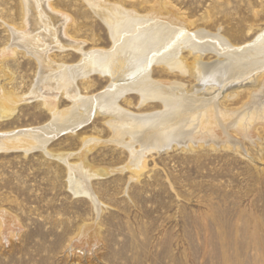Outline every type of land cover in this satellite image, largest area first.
I'll list each match as a JSON object with an SVG mask.
<instances>
[{"label":"rangeland","instance_id":"rangeland-1","mask_svg":"<svg viewBox=\"0 0 264 264\" xmlns=\"http://www.w3.org/2000/svg\"><path fill=\"white\" fill-rule=\"evenodd\" d=\"M102 17L114 20V31ZM179 30L199 35L207 47L194 54L180 43L181 70L152 62L146 86L125 85L136 79L128 81L115 67L110 77L92 70L74 78L77 95L91 98L124 85L117 104L136 116L209 102L228 113L264 88V70L259 81L256 72L214 87L201 83L195 70L196 64L234 70L237 60H264V0H0V135L41 132L63 124L72 109L83 113L73 102L75 91L58 77L65 66L87 70L85 52L107 55L121 37L138 41ZM40 54L56 67L52 77L43 75L37 91ZM262 95L264 101V89ZM48 102L60 118L54 119ZM94 109L66 133H45V144L19 134L18 140L0 136V264H264L262 122L243 137L234 118L224 122L215 114V135L195 138L183 122L184 141L147 151L136 167L130 151L141 144L122 127L116 132L113 116ZM161 120L153 121L150 132L163 128Z\"/></svg>","mask_w":264,"mask_h":264},{"label":"bare ground","instance_id":"bare-ground-1","mask_svg":"<svg viewBox=\"0 0 264 264\" xmlns=\"http://www.w3.org/2000/svg\"><path fill=\"white\" fill-rule=\"evenodd\" d=\"M93 3V2H92ZM94 3H98V2H94ZM93 5V4H92ZM101 4H99L98 6H100ZM95 7V6H94ZM100 8V7H98ZM118 8V7H117ZM102 10L104 8H101ZM95 10H97L95 8ZM111 10V9H109ZM115 10V9H114ZM120 11V9H118ZM125 12V11H124ZM112 13V11H111ZM103 14V13H102ZM116 14V13H115ZM121 14V12H120ZM100 15V14H99ZM105 15V14H103ZM110 15V14H109ZM161 15V14H160ZM108 16V15H107ZM113 16V15H112ZM116 16H119L116 15ZM115 16V19H116ZM110 17V16H109ZM109 17H102L104 19V21L110 25V27H112L113 31H114V20L112 18L108 19ZM114 17V16H113ZM40 18V17H39ZM120 18V17H119ZM124 18V17H123ZM133 18V17H132ZM127 19V18H126ZM125 19V20H126ZM130 19V18H129ZM128 19V20H129ZM41 20V19H40ZM43 20V19H42ZM41 20V21H42ZM45 20V19H44ZM43 20V21H44ZM116 20H119L118 18ZM122 20V19H121ZM135 20V19H134ZM123 21V20H122ZM131 20H129L130 22ZM119 22V21H118ZM115 22V23H118ZM126 22V21H125ZM128 22V21H127ZM126 22V23H127ZM182 22V21H181ZM131 23V22H130ZM128 23V24H130ZM133 23V22H132ZM131 23V25H132ZM123 24V23H122ZM127 24V25H128ZM44 25V24H43ZM46 25V24H45ZM126 25V24H125ZM170 25V24H169ZM119 26V25H118ZM144 26V25H143ZM45 27V26H44ZM125 27V26H124ZM179 27V26H178ZM116 28V27H115ZM138 28V27H137ZM153 28V27H152ZM111 29V28H110ZM120 29V28H119ZM129 29V27H128ZM132 29V28H131ZM147 29V28H146ZM47 30V29H46ZM125 28H122L121 31H124ZM137 30V29H136ZM145 30V27H144ZM156 30V29H154ZM182 30V29H181ZM111 31V30H110ZM120 31V32H121ZM126 31V30H125ZM129 31V30H128ZM132 31V30H131ZM130 31V32H131ZM141 31V30H140ZM158 31V29H157ZM160 31V30H159ZM166 31V30H165ZM169 32V30H167ZM116 32V31H115ZM142 32V31H141ZM155 32V31H154ZM183 32V30H182ZM179 30L176 32H172L171 34H165L161 33L158 36H153V34H151L149 37H145V39L143 40H135L134 37H125L124 39H120V42H118L119 44L115 45V48H113L114 50L111 51L109 54L105 55L103 52H93V50L89 53H84V57L85 59L89 62L88 65H90V67L87 65L86 63V68L88 67L87 70H83L82 69V65L78 67L77 66H65V67H61L62 69H60V76L58 77V80L61 79V85L65 86V88H67L69 91H75L78 89L74 88V86H72L75 82L73 81L74 78L77 77H83L85 78L89 72L92 73V70H97L99 72L103 73H108L107 75H113V67H115V71L120 72L121 76L126 78L128 81L131 79H136L134 81H127L128 83H126L125 85H144L146 86L147 83V78H148V73L146 72V70H148V66L153 62V63H162L163 65H167L169 67V69H173V68H177L178 70H181V62L177 61L179 58H177L178 56V52H179V44L182 43L183 45L181 47H188V49L190 48L191 50H193L194 54H200L201 52H203L205 50V48L207 49V47L198 42L197 41V36H193L185 34ZM187 32V31H186ZM189 32V31H188ZM112 33V32H111ZM114 33V32H113ZM134 33V32H133ZM137 33V32H136ZM148 33V32H147ZM117 34V33H116ZM118 34L119 31H118ZM128 34V32H127ZM150 34V33H149ZM148 34V35H149ZM158 34V33H157ZM156 34V35H157ZM198 34V33H196ZM261 34V33H260ZM139 35V34H136ZM147 35V34H146ZM195 35V34H194ZM124 36V35H123ZM117 37V35H116ZM63 38V37H62ZM119 38V37H118ZM117 39V38H116ZM117 41V40H116ZM136 41V42H135ZM141 41V42H139ZM208 41V40H207ZM223 42V41H222ZM204 43V42H203ZM215 43V42H213ZM66 44V43H65ZM77 44V43H75ZM217 44V43H216ZM224 44V43H222ZM230 44V43H228ZM206 45V44H205ZM64 47V45H63ZM73 47V46H72ZM71 47V48H72ZM180 47V48H181ZM216 47V46H215ZM219 47V46H218ZM223 47V46H222ZM257 47V45L255 44L254 46L248 47L247 49H245L244 51H241L240 55H239V59L246 57L249 52H251L250 50H252L254 48ZM32 48V47H31ZM62 48V47H61ZM75 48V46L73 47ZM209 48V47H208ZM211 48V47H210ZM217 48V47H216ZM226 48V47H225ZM29 49V48H28ZM37 50V48H35ZM81 49V48H78ZM97 49V48H96ZM224 49V48H223ZM30 50V49H29ZM184 50V48H183ZM236 50V49H235ZM39 51V50H38ZM104 51V50H102ZM190 51V50H189ZM207 51V50H206ZM32 52V51H31ZM200 52V53H197ZM236 52V51H234ZM238 52V51H237ZM81 53V51H80ZM103 53V54H102ZM208 53V52H207ZM226 53V52H225ZM259 53V52H258ZM227 54V53H226ZM261 54V53H260ZM202 55V54H201ZM220 55V54H218ZM228 55V54H227ZM234 55V54H233ZM232 55V56H233ZM236 55V54H235ZM253 55V54H252ZM196 59H199V55H195ZM237 56V55H236ZM38 64H39V68H40V72H39V79L38 82L36 84V89L38 91L39 89V82L41 84V80L44 77L43 75L46 74L48 72V74H51L52 77V72L53 70L55 71V67L53 66L50 62H48V60L45 58V55L43 54V56L40 55H36L35 56ZM180 57V56H178ZM222 57V55H221ZM231 57V56H230ZM194 58V59H195ZM220 58V57H219ZM225 58V57H224ZM238 58V57H237ZM86 60H84L86 62ZM183 61V60H182ZM185 61V60H184ZM219 61V60H218ZM217 61V62H218ZM233 61V60H232ZM196 62V61H194ZM213 63H215L214 61H211ZM220 62V61H219ZM231 62V61H230ZM237 62L239 63L237 66H235L234 70H230L228 68H225L223 66H210L208 67L207 65L204 64H196L197 68H195V70L199 73L198 80L201 81V83H205L206 84H212L213 85H224L227 82H231L237 79H247L249 77H251L252 75H254V73L259 72L260 70H264V60H255V61H248L247 63L240 62L237 60ZM81 63V62H80ZM208 63V62H207ZM56 64V63H55ZM78 64V63H77ZM182 64H184L182 62ZM159 65V64H158ZM213 65V64H212ZM153 66V65H152ZM186 66V65H185ZM194 65H193V69H194ZM233 67V66H232ZM150 68V67H149ZM192 69V68H190ZM49 70V71H48ZM151 70V69H150ZM156 71V69H154ZM153 70V71H154ZM58 70H56L57 72ZM58 71V72H59ZM96 71V72H97ZM152 71V72H153ZM158 71V70H157ZM192 71V70H191ZM194 71V70H193ZM192 71V72H193ZM57 72V73H58ZM95 72V73H96ZM171 72V71H170ZM177 72V71H176ZM185 72V71H184ZM189 72V71H188ZM55 73V72H54ZM47 74V75H48ZM100 74V73H98ZM119 74V73H118ZM185 74V73H184ZM188 74V73H187ZM116 75V74H115ZM197 75V74H196ZM195 75V76H196ZM257 76V80L259 81V77L262 75V73H258L256 74ZM105 76V75H104ZM103 76V77H104ZM150 76V75H149ZM189 76V75H187ZM57 77V76H56ZM90 77V76H89ZM88 77V78H89ZM108 77V76H107ZM112 77V76H111ZM151 77V76H150ZM153 77V76H152ZM189 78V77H188ZM118 79V78H117ZM122 79V78H121ZM153 79V78H152ZM156 79V78H155ZM166 79V78H165ZM50 80V79H47ZM76 80V79H75ZM85 80V79H84ZM87 80V78H86ZM114 80V79H113ZM256 80V79H255ZM45 81V79H44ZM43 81V82H44ZM115 81V80H114ZM126 81V80H125ZM196 81V80H195ZM42 82V83H43ZM48 82V81H47ZM74 82V83H73ZM119 82V81H117ZM171 82V81H170ZM175 82V81H174ZM263 82V81H262ZM260 82V83H262ZM50 83V82H49ZM173 83V82H172ZM55 87H60L59 86V82L55 81ZM174 84V83H173ZM171 84V85H173ZM47 85V84H46ZM203 85V84H201ZM263 85V84H261ZM112 86V85H111ZM110 86V87H111ZM122 86V85H121ZM124 86V85H123ZM122 86V87H123ZM157 86V85H155ZM160 86V85H159ZM164 86V84H163ZM179 86V85H178ZM183 86V85H181ZM50 87V86H49ZM109 87V85H108ZM119 87V86H117ZM122 87L119 89H110L107 91H104L103 93H100L99 95L95 96V97H84V95H77V92L72 95L73 99H74V104L76 102H78V104H80V107L83 109V113H77L76 110L72 109L69 113V115L67 116V118L64 120L63 124H58V123H51L49 124L47 127L45 126V128L41 129V132L38 131H31L29 133V131H25V132H21L18 133L21 136H25V137H30L31 139L34 138L36 141L40 142L41 144H45L47 141V138L44 136L45 133H50V132H56L59 130H64L65 128L68 129V127H73L76 124H80L81 122H83L84 119L88 118L90 112L92 111L93 108H95L94 110L101 111L99 114H101L102 112L107 113L109 116H113L115 120H113L112 126L113 129H115V131L117 132L116 129H120L121 127L122 129H124L123 131L128 133L131 138H132V142H139L141 144V149L140 150H132L130 151L132 154L131 156H133L134 160L132 162L133 166L138 167L139 163L141 162V160L144 158V155L147 151H151V150H156V151H161L162 149H166L165 147H168L170 145V143L172 142H177L178 144L181 143L182 141H184L185 139L183 138V135H179L180 132V128L182 127V125L185 126V123L188 121L189 123V135L190 138H195L197 136H210L211 134L215 135L214 133H216V129H217V123L214 120L216 118L215 114H218V118H220L221 120H223L224 122L228 121V119L234 118L235 120L232 122V125H236L237 128H240V132L244 135H247L249 133V131L251 130V128L258 122H262L264 124V101L262 100L263 95H262V91L263 89H258V91H254L252 90L250 93H252V95L250 96V102H244L245 104L237 110H233L230 112H223L222 109L224 108H219L220 110H216L217 107H215L213 105V103L209 104L206 103L205 105H185L183 106H175V107H168L166 106V109L164 111H159V113L156 114H152V115H141V116H136L133 114H129L128 112L126 113L124 110H122L121 108H119L118 104H117V100H118V96L119 94H121L122 91ZM131 87H135V86H131ZM130 87V89H131ZM143 87V86H142ZM148 87V86H147ZM214 87V86H213ZM224 87V86H223ZM263 87V86H262ZM261 87V88H262ZM51 88V87H50ZM62 88V87H60ZM172 88V87H171ZM205 88V86H204ZM203 88V89H204ZM59 89V88H58ZM124 89V88H123ZM128 89V88H127ZM150 89V88H148ZM175 89V87H174ZM207 89V87H206ZM224 89V88H223ZM54 90V89H52ZM142 90V89H141ZM157 90V89H156ZM172 90V89H171ZM197 90V89H196ZM199 90V89H198ZM220 90V87H219ZM218 90V91H219ZM55 91V90H54ZM128 91V90H127ZM135 91V90H134ZM139 91V90H138ZM143 91V90H142ZM141 91V94H143ZM161 91V90H160ZM163 91V90H162ZM205 91V90H204ZM217 91V90H216ZM67 92V91H65ZM152 93V91H150ZM181 92V91H180ZM220 92V91H219ZM68 93V92H67ZM71 93V92H70ZM128 93V92H127ZM139 93V92H138ZM137 93V95H138ZM146 93V92H145ZM174 93V92H173ZM177 93V92H175ZM261 93V94H260ZM123 94V93H122ZM125 94V93H124ZM168 94V92H167ZM180 94V93H179ZM50 95V94H49ZM94 95V94H93ZM160 95V94H158ZM192 95V94H191ZM195 95V94H194ZM219 94H216V96ZM233 95V94H232ZM48 96V95H47ZM51 96V95H50ZM71 96V94L69 95ZM147 96V95H146ZM146 96H144L146 98ZM152 96V95H150ZM237 96V95H236ZM169 97V96H168ZM188 97V96H187ZM212 97V96H211ZM210 97V98H211ZM57 98V97H56ZM144 98V99H145ZM149 98V97H148ZM147 98V99H148ZM152 98V97H151ZM180 98V97H179ZM189 98V97H188ZM200 98V97H199ZM209 98V99H210ZM54 99V98H53ZM143 99V98H142ZM141 99V100H142ZM154 99V98H153ZM159 99V98H158ZM164 99V98H162ZM161 99V100H162ZM203 99V98H202ZM207 99V98H206ZM213 99V98H211ZM52 100V99H51ZM156 100V98H155ZM166 100V99H165ZM178 100V98H177ZM192 100V98H191ZM199 100V99H198ZM197 100V101H198ZM55 101V100H54ZM145 101V100H144ZM148 101V100H146ZM176 101V100H175ZM186 101V100H185ZM214 101V100H213ZM217 101V100H216ZM80 102V103H79ZM167 102V100H166ZM174 102V101H173ZM180 102V101H179ZM191 102V101H190ZM203 102H205L203 100ZM53 103V101H52ZM51 102L47 103V106H49V108L51 109V111L55 114V105L52 104ZM195 103V102H194ZM197 103V102H196ZM199 103V101H198ZM215 103V102H214ZM143 104V103H142ZM173 104V103H172ZM175 104V103H174ZM163 105V103L161 104ZM168 105V104H166ZM75 106V105H74ZM172 106V105H170ZM218 106V104L216 105ZM122 107V106H121ZM222 107V106H221ZM229 109V108H228ZM236 109V108H235ZM79 110V109H78ZM216 110V111H215ZM226 110V108H225ZM4 111V110H3ZM2 111V112H3ZM80 111V110H79ZM130 111V110H129ZM227 111V110H226ZM62 113V111L60 112ZM92 113V112H91ZM93 114V113H92ZM140 114V113H139ZM145 114V113H144ZM215 117H214V115ZM2 115V114H1ZM103 115V114H102ZM209 115L206 120V122H202L203 120H200V117H204ZM60 114L57 113L55 114L54 119H58L57 117H59ZM106 116V115H105ZM3 117V116H2ZM93 117V115H92ZM60 118V117H59ZM89 119V118H88ZM159 119V120H163V122L158 123L159 121H157V125L161 124V126L163 128L157 129V131L155 132H150V128H152V125L154 124V120ZM112 120V119H111ZM219 120V119H218ZM59 121V120H58ZM87 121V119L85 120ZM168 122H171V125H167ZM223 122V123H224ZM153 123V124H152ZM220 123V122H219ZM222 123V124H223ZM82 124V123H81ZM80 124V125H81ZM84 124V123H83ZM152 124V125H151ZM227 124V123H226ZM79 125V126H80ZM157 125H154L155 127H157ZM191 125V126H190ZM228 126V125H227ZM230 126V125H229ZM166 127H171V129H173V131L171 132L168 131L166 129ZM235 127V126H234ZM40 128V127H39ZM75 128V127H74ZM78 128V126H77ZM158 128V127H157ZM168 128V129H169ZM227 128V127H226ZM229 128V127H228ZM227 128V129H228ZM231 128V126H230ZM34 129V128H32ZM38 129V128H37ZM155 129V128H154ZM183 129V128H181ZM31 130V129H30ZM72 130V129H71ZM74 130V129H73ZM186 130V129H185ZM225 130V129H224ZM66 130H64L63 132H65ZM119 131V130H118ZM218 131V130H217ZM12 132V131H11ZM43 132V133H42ZM61 132V131H60ZM69 132V131H68ZM115 132V133H116ZM120 132V131H119ZM180 132V133H179ZM4 133V132H3ZM8 133V134H7ZM10 132H6V135H0L2 138H6V140L8 139H12L14 137H16V135L18 134H9ZM62 133V132H61ZM114 133V134H115ZM123 133V132H122ZM121 133V134H122ZM51 134V133H50ZM120 134V135H121ZM222 134V133H219ZM240 134V133H239ZM58 135V134H57ZM179 135V136H178ZM47 136V135H46ZM55 136V134H54ZM217 136V135H216ZM0 137V139H1ZM53 137V136H52ZM122 137V136H121ZM120 137V138H121ZM213 137V136H212ZM219 137V136H218ZM246 137V136H245ZM19 138V137H18ZM18 138L16 137V139L18 140ZM49 138V137H48ZM208 138V137H207ZM215 138V137H214ZM227 138V137H226ZM225 138V139H226ZM199 139V138H198ZM16 140V141H17ZM131 140V139H130ZM193 140V139H192ZM204 140V139H203ZM228 140V139H227ZM230 140V139H229ZM30 141V140H28ZM91 141V140H90ZM190 141V140H189ZM24 142H27V140ZM132 142H126L124 143L125 147L127 146V148H130V146L132 145ZM205 142V141H204ZM10 143V142H9ZM23 143V142H22ZM39 143V144H40ZM120 143V142H119ZM130 145H129V144ZM27 144V143H26ZM7 145V144H5ZM123 145V144H122ZM133 146V145H132ZM182 146V145H181ZM169 148V147H168Z\"/></svg>","mask_w":264,"mask_h":264}]
</instances>
